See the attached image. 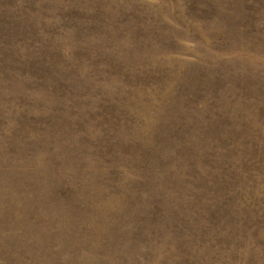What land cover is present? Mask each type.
<instances>
[{
	"label": "rangeland",
	"instance_id": "rangeland-1",
	"mask_svg": "<svg viewBox=\"0 0 264 264\" xmlns=\"http://www.w3.org/2000/svg\"><path fill=\"white\" fill-rule=\"evenodd\" d=\"M0 264H264V0H0Z\"/></svg>",
	"mask_w": 264,
	"mask_h": 264
}]
</instances>
